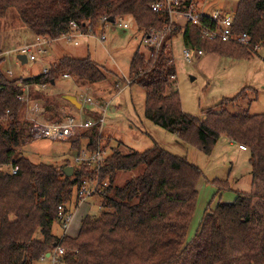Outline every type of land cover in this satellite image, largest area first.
I'll return each instance as SVG.
<instances>
[{
	"label": "trees",
	"instance_id": "trees-1",
	"mask_svg": "<svg viewBox=\"0 0 264 264\" xmlns=\"http://www.w3.org/2000/svg\"><path fill=\"white\" fill-rule=\"evenodd\" d=\"M160 0H0V19L9 10L17 12L24 27L35 37L59 40L72 22L85 32H95L99 19L127 17L134 20L146 37L170 25L168 13L152 6ZM194 0H186L189 6ZM203 15L200 25L184 28L172 24L159 49L147 45L150 55L140 48L134 53L128 77L129 86L146 92L145 117L180 141L211 156L224 136L250 150L252 188L230 203L210 207L194 238L188 233L195 216L203 174L187 158L171 154L158 144L144 152L107 151L100 126L72 139L76 156L83 149L105 151L106 161L99 182L109 179L101 190L98 214H88L76 237L53 232L59 207L70 212L74 191L75 208L90 168L35 164L21 152L32 141V123L22 117L26 104L19 100L20 84L53 85L68 75L82 86L108 80L104 68L91 59L64 56L43 74L27 79H11L0 59V264H37L56 248L65 250L64 264H264V114H235L228 106L239 100L244 90L202 111V117L186 114L176 78L174 58L168 43L182 34L186 47L207 54L251 59L254 48L264 49V0H239L233 32L247 34V45L236 41L209 40L204 27L216 28ZM30 99L32 94L29 95ZM48 123L60 122L61 107L47 105ZM101 113L95 114L100 119ZM57 119V120H56ZM10 172H3L2 167ZM74 167L72 177L64 170ZM17 173L12 174L11 170ZM119 172H137L124 185H118ZM219 193L232 190L226 181H212ZM91 199V198H90Z\"/></svg>",
	"mask_w": 264,
	"mask_h": 264
},
{
	"label": "rangeland",
	"instance_id": "rangeland-1",
	"mask_svg": "<svg viewBox=\"0 0 264 264\" xmlns=\"http://www.w3.org/2000/svg\"><path fill=\"white\" fill-rule=\"evenodd\" d=\"M203 1L209 5V12L212 10L214 13V10L223 6L227 7V10L235 11L239 0H194L200 7ZM174 18L182 24L181 26L187 25L184 17L176 15ZM125 22L129 25L128 28L118 26L107 28L106 41H101L98 38L101 32L95 31L92 35L96 36L91 35L89 39L79 40V46L66 41L47 45L44 48L47 51L44 55L34 62L28 61L23 64L19 50L27 44L34 43L36 37L31 30L23 26L17 12L11 9L0 19V59L4 58L2 69L5 73L12 74L8 75L11 79H27L43 74L64 56L74 58L89 56L101 65L108 75V80L102 84L82 86L71 77L60 76L54 86L48 85L44 89L36 86L29 88L28 93L32 94V100L43 108L42 114L38 116L40 121L49 122L50 113L46 112V106L49 104L62 108L60 122L68 116L85 121L89 117L94 118L96 113H101L102 109L99 106H103V109L107 107L101 131L104 137L102 146L107 147V151L110 152L113 148L123 153L144 152L158 144L171 154L185 157L200 168L203 178L197 188L199 197L188 233L190 241L196 235L209 207L213 210L220 202L230 203L239 194L251 192L250 150L240 145L233 147L228 141L220 139L213 154L206 156L197 147L180 141L177 135L165 131L145 117L146 92L140 86H129L127 80L134 53L139 48L147 56L150 53L144 42L146 36L144 31H140L131 18L126 17ZM168 45L176 68V78L172 85L179 91L182 109L186 114L202 117L203 110L214 107L224 99H232L243 90L239 100L228 106L229 111L235 114H264V49L258 51L257 47L254 48L251 59H236L207 53L196 58L197 53L192 50L193 62L190 63L184 59L183 51L186 46L182 34H176ZM208 58L210 61L204 60ZM65 95L76 96L82 108L76 109L63 100L62 97ZM83 98L91 99V102L86 103ZM22 117L28 121L26 109ZM71 142L72 139L64 142L49 139L36 141L32 137V141L21 147V152L35 164L64 166L68 160L74 165L76 152L72 149ZM10 169L7 166L1 168L3 172H10ZM136 174L137 172H119L116 183L124 185L127 179ZM215 180H227L232 190L219 193L218 188L212 183ZM100 198L95 195L77 209L74 207L76 201L74 191L69 207L75 214L73 227L78 228L77 233L82 219L88 214L99 213ZM53 232L57 236L65 233L57 223L53 227Z\"/></svg>",
	"mask_w": 264,
	"mask_h": 264
},
{
	"label": "built area",
	"instance_id": "built-area-1",
	"mask_svg": "<svg viewBox=\"0 0 264 264\" xmlns=\"http://www.w3.org/2000/svg\"><path fill=\"white\" fill-rule=\"evenodd\" d=\"M186 0H160L152 6V10L157 13H168L170 17V25L165 27L160 32H152L146 39V45L152 47L160 48L163 39L166 34L171 30V25L174 23V16L180 15L184 17L192 25H200V19L203 16L197 9L195 2L190 3L189 6L185 5ZM125 17H119L118 19L111 22L107 16H102L97 24L96 31L100 33L98 38L101 41L106 40L105 30L111 26H118L120 28H128L129 25L125 22ZM210 19L217 24L216 28L204 27L202 30L203 37L209 40L220 39L223 42L236 41L239 44L247 45L250 42V38L247 34H242L237 36L233 32V24L235 20V15L233 13L216 12ZM97 32V34H98ZM95 33V32H94ZM93 32L85 33L79 25L72 22L70 24V30L63 34L60 39L67 42H73L78 45L76 41L77 38L91 37ZM96 36V35H92ZM54 40L47 37H36L34 43L27 44L22 47L19 52L21 56H25L28 61H36L38 57L44 55L47 51L44 49L45 46L50 45ZM257 50H263L261 46H256ZM192 50L196 51L197 57L203 56L204 52L199 49H192L186 47L183 51L184 59L188 62H193ZM46 72V71H45ZM7 74V73H6ZM7 75H12L10 72ZM70 76L65 75V78ZM44 87V85H36V87ZM19 87L22 90V95L19 100L26 104L27 120L32 123L31 131L33 134V139L36 141H41L44 139H49L51 141H68L75 137L81 135V133L91 130L94 127L100 126L101 129L105 123L104 113L107 109H103V106H99L102 109L100 119H95L89 117L85 121H81L80 118L75 116H68L62 122H42L39 119V115L42 114L43 108L41 105L29 98L28 90L30 86L20 84ZM85 99V102H91V99ZM94 105V104H93ZM39 119V120H38ZM105 152L102 149H98L96 152H91L88 149H83L79 155L75 157L74 164L77 166L84 165L90 168L92 176L83 180L82 185L79 190V201L80 205L85 204L87 200L97 195L101 194L102 188L109 184V179H106L102 184L99 182L100 172L105 164ZM12 174H16L17 170L12 169ZM100 204V203H99ZM99 208V205H98ZM74 214L70 212H65L63 206L59 207L58 213V223L60 227L67 233L72 221ZM65 250L61 247L56 248L54 251L43 255L37 264H64L62 256Z\"/></svg>",
	"mask_w": 264,
	"mask_h": 264
},
{
	"label": "crops",
	"instance_id": "crops-1",
	"mask_svg": "<svg viewBox=\"0 0 264 264\" xmlns=\"http://www.w3.org/2000/svg\"><path fill=\"white\" fill-rule=\"evenodd\" d=\"M196 3V2H195ZM196 5H197V9H198V11L202 14V15H205V16H207V17H212L213 16V14L214 13H216V12H225V13H233L234 15H235V11H231V10H227L226 8L227 7H219L218 9H216V10H214V13H212V10H210V12H209V9H208V4H207V2L206 1H203V4H202V6L200 7V5H199V3H196ZM177 16H180V15H177ZM182 17V16H181ZM126 18V17H125ZM126 20V19H125ZM187 21V20H186ZM174 24L176 23V25H178V26H180V27H182V28H184L183 26H181L182 24H180V23H178L176 20H175V18H174ZM189 22L187 21V24H188ZM81 39H89V37H84V38H77L76 39V41L78 42V45H75V43H73L75 46H79L80 45V42H79V40H81ZM146 39H147V37L145 36L144 37V42H145V45H146ZM59 41H65V40H63V39H59V40H56V41H54V42H52L51 44H54V43H57V42H59ZM106 41V40H105ZM67 42V41H66ZM50 44V45H51ZM147 46V45H146ZM206 55V53H204V55L203 56H205ZM74 58V57H73ZM199 58V57H198ZM205 61H210L209 60V58L208 59H204ZM45 71H47V70H45ZM54 85H56V83L55 84H53L52 86H54ZM51 86V85H50ZM38 87V86H37ZM47 87V85L46 86H44V87H39V88H41V89H44V88H46ZM105 109H107V107L105 108ZM223 140H226V141H228V143H229V145H231V146H233V147H236V146H239V145H237V144H235L234 142H231L226 136H224L223 138H222ZM221 139V140H222ZM251 175V174H250ZM252 178V177H251ZM83 205V204H82ZM82 205H80V206H82ZM79 208V207H78ZM77 208V209H78ZM81 209H82V207H81ZM80 209V210H81ZM78 213V212H77ZM75 215V214H74ZM83 220V219H82ZM74 223H75V219H74V217H73V221H72V223H71V225H70V227H69V229H68V231H67V233H66V235H70V236H76L78 233H77V229L78 228H75V227H73L74 226ZM81 227V225H79V228ZM70 232L72 233V234H70Z\"/></svg>",
	"mask_w": 264,
	"mask_h": 264
},
{
	"label": "water",
	"instance_id": "water-1",
	"mask_svg": "<svg viewBox=\"0 0 264 264\" xmlns=\"http://www.w3.org/2000/svg\"><path fill=\"white\" fill-rule=\"evenodd\" d=\"M111 22H114V19H111ZM20 60L22 61L23 64L27 63V59L25 56H20ZM54 84V82H53ZM63 100L67 101L70 103L73 107L76 109H81L82 104L78 101V98L73 95H65L62 97ZM64 173L67 177H72L74 174V167H68L64 170Z\"/></svg>",
	"mask_w": 264,
	"mask_h": 264
}]
</instances>
